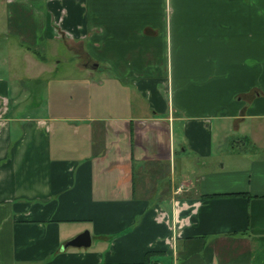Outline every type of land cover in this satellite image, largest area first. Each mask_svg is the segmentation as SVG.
Instances as JSON below:
<instances>
[{
  "label": "crops",
  "instance_id": "0c3cea01",
  "mask_svg": "<svg viewBox=\"0 0 264 264\" xmlns=\"http://www.w3.org/2000/svg\"><path fill=\"white\" fill-rule=\"evenodd\" d=\"M263 130L264 0H0V264H264Z\"/></svg>",
  "mask_w": 264,
  "mask_h": 264
},
{
  "label": "rangeland",
  "instance_id": "374dc122",
  "mask_svg": "<svg viewBox=\"0 0 264 264\" xmlns=\"http://www.w3.org/2000/svg\"><path fill=\"white\" fill-rule=\"evenodd\" d=\"M57 53H56V55L57 56H55V58H57V57H62V58H64V55L65 56H67V51H65L63 48H59V49H57V51H56ZM63 55V56H62ZM59 67H62V64H59ZM234 132L232 133V132H230V136H228V139L229 140H226V138L224 137V138H222V142L219 144V146H218V148L216 149V151H215V154L216 155H219V157L221 158L220 160H224V158H226L227 157V153H229V144L231 143V142H233V139L235 138H237L238 137V135L240 136V132H237L236 130H234V128H231ZM263 132V134H264V130L262 131ZM235 135V136H234ZM218 139V138H217ZM228 141V142H227ZM230 141V142H229ZM239 145L240 146H247V147H250V142L249 143H242V142H239Z\"/></svg>",
  "mask_w": 264,
  "mask_h": 264
},
{
  "label": "water",
  "instance_id": "95a60500",
  "mask_svg": "<svg viewBox=\"0 0 264 264\" xmlns=\"http://www.w3.org/2000/svg\"><path fill=\"white\" fill-rule=\"evenodd\" d=\"M91 237L87 229L79 232L69 240H67L63 246L74 245V246H88L90 244Z\"/></svg>",
  "mask_w": 264,
  "mask_h": 264
}]
</instances>
